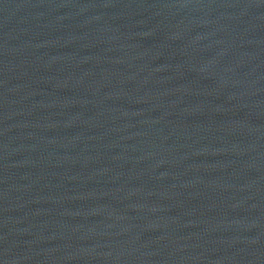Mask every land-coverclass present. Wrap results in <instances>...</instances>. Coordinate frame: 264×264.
Instances as JSON below:
<instances>
[{"label": "water", "instance_id": "obj_1", "mask_svg": "<svg viewBox=\"0 0 264 264\" xmlns=\"http://www.w3.org/2000/svg\"><path fill=\"white\" fill-rule=\"evenodd\" d=\"M0 264H264V0H0Z\"/></svg>", "mask_w": 264, "mask_h": 264}]
</instances>
